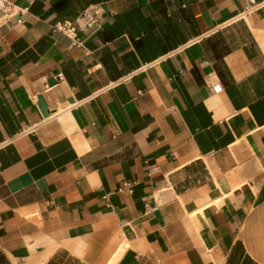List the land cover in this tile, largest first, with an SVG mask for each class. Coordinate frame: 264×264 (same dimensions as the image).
<instances>
[{
	"label": "crops",
	"instance_id": "0c3cea01",
	"mask_svg": "<svg viewBox=\"0 0 264 264\" xmlns=\"http://www.w3.org/2000/svg\"><path fill=\"white\" fill-rule=\"evenodd\" d=\"M5 1L0 264H264V0Z\"/></svg>",
	"mask_w": 264,
	"mask_h": 264
},
{
	"label": "built area",
	"instance_id": "2783aa9c",
	"mask_svg": "<svg viewBox=\"0 0 264 264\" xmlns=\"http://www.w3.org/2000/svg\"><path fill=\"white\" fill-rule=\"evenodd\" d=\"M259 5L255 0H244V7L241 12V15H246L255 9ZM9 6V2L5 0H0V8L6 10ZM103 15V9L99 4H91L84 7L76 17L73 19H66L61 23H58L54 26V30H59L66 34L71 43L74 45L80 44L77 38V30H86L93 26H100ZM62 76V74H58ZM152 168V167H151ZM153 169V168H152ZM131 183L124 182L122 186L117 188L118 192L130 191Z\"/></svg>",
	"mask_w": 264,
	"mask_h": 264
}]
</instances>
